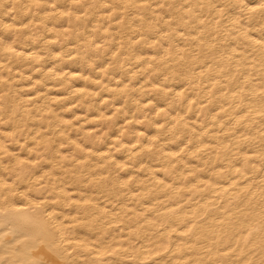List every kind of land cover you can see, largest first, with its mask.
Segmentation results:
<instances>
[{
	"label": "bare ground",
	"instance_id": "obj_1",
	"mask_svg": "<svg viewBox=\"0 0 264 264\" xmlns=\"http://www.w3.org/2000/svg\"><path fill=\"white\" fill-rule=\"evenodd\" d=\"M0 264H264V0H0Z\"/></svg>",
	"mask_w": 264,
	"mask_h": 264
}]
</instances>
